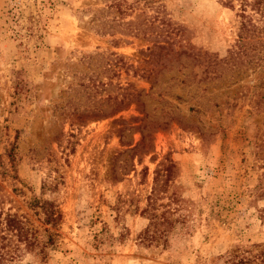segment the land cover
<instances>
[{
    "label": "rangeland",
    "instance_id": "374dc122",
    "mask_svg": "<svg viewBox=\"0 0 264 264\" xmlns=\"http://www.w3.org/2000/svg\"><path fill=\"white\" fill-rule=\"evenodd\" d=\"M113 1L0 0V222L54 235L41 259L13 232L9 264H224L263 241L264 2ZM166 159L187 218L146 247Z\"/></svg>",
    "mask_w": 264,
    "mask_h": 264
},
{
    "label": "trees",
    "instance_id": "16d2710c",
    "mask_svg": "<svg viewBox=\"0 0 264 264\" xmlns=\"http://www.w3.org/2000/svg\"><path fill=\"white\" fill-rule=\"evenodd\" d=\"M239 1L241 7L243 8L249 5L252 6V3H249L248 0ZM253 1H255V3L264 2V0ZM109 8L110 11H114L119 14V19L124 20L131 16L133 5H128L125 1L114 0ZM240 16L244 19L246 18L244 13H241ZM248 23L250 24V22ZM123 25L129 28L132 25V21L124 22ZM246 26L247 22L243 21L241 23V27L239 28V32H241L240 35L246 31ZM138 29L144 31L143 29L137 28V30ZM166 162L167 163L161 165V168L155 170L152 190L146 198L145 207L140 211V216L146 220L147 223L138 233L137 240L140 245H144L146 247H168L171 238L177 234V225L183 224L187 218V215L179 212V209L172 208L173 204H181L184 200L177 193L176 189L178 187L172 183L169 185V178L171 177L174 165L171 160H167ZM145 169L146 168H143V171ZM170 188H172L170 195L165 196ZM164 197L168 199L167 203L160 202L164 199ZM256 197L264 201V185H262V182L257 188ZM41 209L44 211L43 213L45 215L44 219L46 224H50L51 227L54 228L57 223L61 221V211H59V209L51 203L46 202L44 206L41 205ZM257 213L258 221L263 233L262 243L253 245V248L243 249L238 254L227 253L224 256V264H264V206L258 208ZM46 231L48 233L47 241L40 243L34 233L29 235L27 230H25L24 221L13 214L7 213L3 221L0 222V264H9L11 259H13L11 255L13 253V240L11 239L13 232H15L17 239H21L18 241H24L26 246L29 247L31 251L40 245V249L36 255H38L41 259H45L47 256L46 247L49 244H53L54 237L52 233L48 230ZM10 234L11 237L9 236Z\"/></svg>",
    "mask_w": 264,
    "mask_h": 264
}]
</instances>
